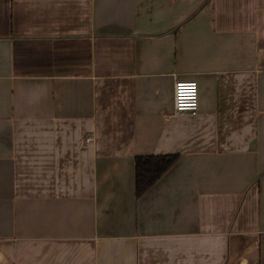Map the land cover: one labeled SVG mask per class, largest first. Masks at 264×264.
<instances>
[{"label": "crops", "instance_id": "obj_1", "mask_svg": "<svg viewBox=\"0 0 264 264\" xmlns=\"http://www.w3.org/2000/svg\"><path fill=\"white\" fill-rule=\"evenodd\" d=\"M0 264H264V0H0Z\"/></svg>", "mask_w": 264, "mask_h": 264}, {"label": "trees", "instance_id": "obj_2", "mask_svg": "<svg viewBox=\"0 0 264 264\" xmlns=\"http://www.w3.org/2000/svg\"><path fill=\"white\" fill-rule=\"evenodd\" d=\"M178 155L138 154L136 156V192L142 194L177 160Z\"/></svg>", "mask_w": 264, "mask_h": 264}, {"label": "built area", "instance_id": "obj_3", "mask_svg": "<svg viewBox=\"0 0 264 264\" xmlns=\"http://www.w3.org/2000/svg\"><path fill=\"white\" fill-rule=\"evenodd\" d=\"M199 83L195 79H178L174 88L176 112L197 113L199 110Z\"/></svg>", "mask_w": 264, "mask_h": 264}]
</instances>
